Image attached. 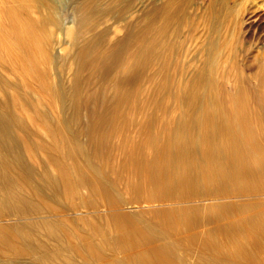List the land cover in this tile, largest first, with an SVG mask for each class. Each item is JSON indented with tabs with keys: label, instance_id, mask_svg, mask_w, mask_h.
Masks as SVG:
<instances>
[{
	"label": "rangeland",
	"instance_id": "rangeland-1",
	"mask_svg": "<svg viewBox=\"0 0 264 264\" xmlns=\"http://www.w3.org/2000/svg\"><path fill=\"white\" fill-rule=\"evenodd\" d=\"M166 1L0 9V264H264V0Z\"/></svg>",
	"mask_w": 264,
	"mask_h": 264
},
{
	"label": "bare ground",
	"instance_id": "bare-ground-1",
	"mask_svg": "<svg viewBox=\"0 0 264 264\" xmlns=\"http://www.w3.org/2000/svg\"><path fill=\"white\" fill-rule=\"evenodd\" d=\"M49 1L53 2L54 4L56 2H58V0H49ZM185 2H186V0H168V1L164 2L163 7L168 8V7H171L170 5H179V4H182ZM21 6H24V7L33 6V0L32 1L31 0H0V9L7 8V7H11V8L14 7L15 8V7H21ZM13 120H14V117L11 114L10 115H9V113L3 114L0 111V167H2V166H4V167L13 166V167H17V168H22L24 170L22 173V177L28 178L29 176H31V174L33 172L31 169H29L30 167L27 168V165L25 163V159L21 155L20 141L17 140V138H15L10 133V127L13 123ZM188 152L191 153L190 150ZM198 162H199V160H198ZM211 165H213V164H211ZM217 170H222V169L218 168ZM187 178H189V177H187ZM15 182L17 183V181L14 180V178L12 177V175L5 173V172L0 173V191L2 192V195L0 196V198L2 197L1 198L3 200L2 204H4V207L6 209L8 208V210L9 209L10 210L16 209V206H14L12 203L13 202L12 198L21 197L20 194L18 192H16V190L13 188V187H15L14 186ZM50 184L52 185V187H55V188H57V186H58L57 180L50 181ZM4 207H3V209H4ZM32 207L34 208V206H32ZM15 212L18 213L19 210L15 211ZM9 214H11V213H9ZM253 232H255V231H253ZM255 236H257V235H255ZM256 241H257V243H259V245H261L262 250L264 251V238H261V239L256 240Z\"/></svg>",
	"mask_w": 264,
	"mask_h": 264
}]
</instances>
